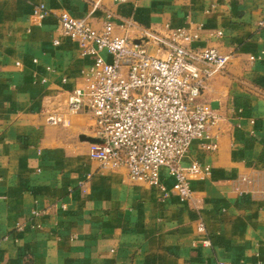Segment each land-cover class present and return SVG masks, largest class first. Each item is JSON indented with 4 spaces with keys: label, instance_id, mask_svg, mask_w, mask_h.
<instances>
[{
    "label": "crops",
    "instance_id": "0c3cea01",
    "mask_svg": "<svg viewBox=\"0 0 264 264\" xmlns=\"http://www.w3.org/2000/svg\"><path fill=\"white\" fill-rule=\"evenodd\" d=\"M40 3L49 14L37 20ZM61 13L97 31L110 13L129 40L202 25L192 46L228 57L201 91L217 149L191 145L183 164L209 174L191 180L189 200L91 160L86 109L46 124L93 62L60 35ZM218 263L264 264V0H0V264Z\"/></svg>",
    "mask_w": 264,
    "mask_h": 264
},
{
    "label": "built area",
    "instance_id": "2783aa9c",
    "mask_svg": "<svg viewBox=\"0 0 264 264\" xmlns=\"http://www.w3.org/2000/svg\"><path fill=\"white\" fill-rule=\"evenodd\" d=\"M48 14L42 3L33 7L37 20ZM58 24L60 35L77 45L79 56L92 57L93 62L82 85L68 92L67 113L47 116L46 124L68 127V116L86 109L94 119L98 141L89 144L91 160L103 168L123 169L131 181L156 187L164 195L189 200L191 180L209 174L207 167L195 161L183 164L191 145L208 138L211 141L203 148L217 149L208 132L218 116L200 102L201 91L226 68L228 57L213 48L192 46L199 40L202 25L193 31L166 27L162 34L142 28L136 40H129L113 34L110 13L99 31L87 20L66 13L59 15ZM163 174L173 180L169 190L162 185ZM38 215L33 212V219Z\"/></svg>",
    "mask_w": 264,
    "mask_h": 264
},
{
    "label": "water",
    "instance_id": "95a60500",
    "mask_svg": "<svg viewBox=\"0 0 264 264\" xmlns=\"http://www.w3.org/2000/svg\"><path fill=\"white\" fill-rule=\"evenodd\" d=\"M88 142H90L91 144H94V143H98L97 140L95 139H86Z\"/></svg>",
    "mask_w": 264,
    "mask_h": 264
},
{
    "label": "rangeland",
    "instance_id": "374dc122",
    "mask_svg": "<svg viewBox=\"0 0 264 264\" xmlns=\"http://www.w3.org/2000/svg\"><path fill=\"white\" fill-rule=\"evenodd\" d=\"M158 56L159 57H164L162 54H159ZM92 119H93V117H92ZM93 123H94V119H93Z\"/></svg>",
    "mask_w": 264,
    "mask_h": 264
}]
</instances>
